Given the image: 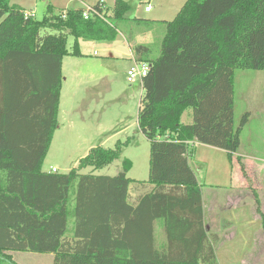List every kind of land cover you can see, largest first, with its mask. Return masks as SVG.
Returning a JSON list of instances; mask_svg holds the SVG:
<instances>
[{
	"label": "trees",
	"instance_id": "trees-1",
	"mask_svg": "<svg viewBox=\"0 0 264 264\" xmlns=\"http://www.w3.org/2000/svg\"><path fill=\"white\" fill-rule=\"evenodd\" d=\"M10 1L0 0V264H14L5 253L51 254L53 264H218L189 162L193 143L224 151L229 162L239 149L248 114L235 128L234 70L264 71V0H186L171 21L157 22V55L134 47L135 63L148 65L137 114L149 142L146 182L127 177V159L115 176L79 173L110 165L128 141L90 149L66 174L42 167L58 125L64 57L83 56L78 40L114 42L127 3L99 2L92 7L103 18L88 20L83 9L55 14L48 4L38 21Z\"/></svg>",
	"mask_w": 264,
	"mask_h": 264
},
{
	"label": "rangeland",
	"instance_id": "rangeland-1",
	"mask_svg": "<svg viewBox=\"0 0 264 264\" xmlns=\"http://www.w3.org/2000/svg\"><path fill=\"white\" fill-rule=\"evenodd\" d=\"M78 1L90 4L96 0H11L10 4L20 6L25 12H33L34 18L40 21L48 4L55 14H60L79 5ZM103 1L110 6L107 8H112V0ZM181 1L124 2L129 6L128 18L171 21L178 13L171 10L176 11L175 7L186 0ZM145 7L152 10L147 16ZM72 44L73 38L69 37L68 51H71ZM159 44L160 39L156 36L150 45L154 56L158 54ZM126 51L123 46L125 54ZM129 66L126 56L116 61L100 57H64L58 125L42 164L44 170L54 168L58 174H66L77 167L90 149L99 146L114 149L118 142L124 144L128 141L119 158L110 165L97 171L86 168L79 173L115 176L122 169V161L127 159L132 164L127 177L133 181H147L149 142L137 126L143 92L138 87L139 79L134 85H128ZM259 76H264V71L234 70V127H238L245 114H248V121L241 129L240 146L233 161H228L224 151L201 145L196 147L189 162L202 187L207 233L217 236L214 251L218 264H264L261 219L264 214V77ZM181 123H188L186 115L181 117ZM70 228L71 221L68 234ZM155 229V245L160 248L164 244L160 221L155 223ZM5 255L14 264H53L54 258L51 254L35 253Z\"/></svg>",
	"mask_w": 264,
	"mask_h": 264
},
{
	"label": "crops",
	"instance_id": "crops-1",
	"mask_svg": "<svg viewBox=\"0 0 264 264\" xmlns=\"http://www.w3.org/2000/svg\"><path fill=\"white\" fill-rule=\"evenodd\" d=\"M112 1H113V4H114V0H112ZM180 1L181 0H179V2ZM78 2H79V5L69 7L65 11L70 10V9H84V7L94 6L95 4H97L99 2L100 3H104L106 5V7H110L103 0H96L93 3H90V4L89 3L85 4L82 1H78ZM181 2H183V1H181ZM183 4L184 3H181V5H178L177 7H175L176 11H174V10H171V11L172 12H178ZM151 12H152L151 9H150L149 12H145L144 11L145 16H147ZM134 19L149 20L150 22H153V23L148 25V26L146 24H144V23H135L134 21H132L133 19L128 18L125 15V20L118 24L119 34H118V37L116 38V40L114 42H111V43H96V42H84L82 40H78V47H79L80 53L83 55L82 57H100L101 59L105 58V59H109L110 61H116L117 59L126 56L128 58V60H129L130 65L132 66L134 64V62H135L134 61V52H133L134 47L138 46V45H151V41L156 36L158 38H160L161 34H162V32L160 33V31H162L163 29H162V26L160 24H158L157 22L167 21V20L158 21V20H155V19H148V17L134 18ZM123 46H125V50H127L126 54L123 52ZM131 66H129L128 70L131 68ZM62 68H63V61H62ZM259 77H264V76H259ZM127 82H128V79H127ZM128 85L129 86L130 85H134V81L133 82H128ZM138 87H139L140 91H142V87H141L140 81L138 82ZM183 115H186V118H187V120L189 122L188 113L185 112ZM183 115H182V117H183ZM192 146H193L192 147L193 150L195 151L196 147L197 146H201V144L193 143ZM51 169H54V168H51ZM43 171L48 172L49 170H44L43 169ZM130 188H131L130 189V196H131V200H133L135 198V196L138 195V193H137V191H134V185L133 184H131ZM202 206H203V211H204L203 200H202ZM203 219H204V224H205L204 212H203ZM154 230H156L155 229V225H154ZM163 234H164V232H163Z\"/></svg>",
	"mask_w": 264,
	"mask_h": 264
},
{
	"label": "built area",
	"instance_id": "built-area-1",
	"mask_svg": "<svg viewBox=\"0 0 264 264\" xmlns=\"http://www.w3.org/2000/svg\"><path fill=\"white\" fill-rule=\"evenodd\" d=\"M102 5H99V8H101ZM150 7H145L144 11L145 12H149L150 11ZM24 16L27 18H31L34 17V13L33 12H24ZM95 17H99V18H103L102 15V11L100 12L99 9L95 8V7H85L82 11V18L84 20H88L90 18H95ZM64 18V15H63ZM148 71V65L145 63H141V64H137L134 62L133 66L128 70L127 72V79L128 82H133L137 79H139V81L141 80L142 77H144L146 75ZM49 172L55 173L56 170L55 169H50Z\"/></svg>",
	"mask_w": 264,
	"mask_h": 264
}]
</instances>
